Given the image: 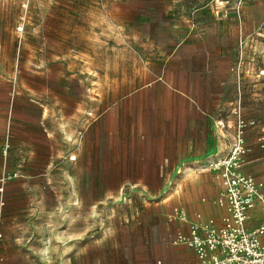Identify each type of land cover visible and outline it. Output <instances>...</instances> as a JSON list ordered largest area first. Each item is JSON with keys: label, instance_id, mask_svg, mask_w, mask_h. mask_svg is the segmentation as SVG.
<instances>
[{"label": "rangeland", "instance_id": "1", "mask_svg": "<svg viewBox=\"0 0 264 264\" xmlns=\"http://www.w3.org/2000/svg\"><path fill=\"white\" fill-rule=\"evenodd\" d=\"M180 90L222 98L226 156L237 115L255 122L244 143L260 149L264 0H0V114H10L0 143V264H194V250L176 243V209L198 184L97 181L118 163L155 162L159 114L178 107ZM41 114H53L50 140ZM96 114L93 146L82 131ZM134 148L147 160L131 159ZM183 225L190 236L192 224Z\"/></svg>", "mask_w": 264, "mask_h": 264}, {"label": "crops", "instance_id": "2", "mask_svg": "<svg viewBox=\"0 0 264 264\" xmlns=\"http://www.w3.org/2000/svg\"><path fill=\"white\" fill-rule=\"evenodd\" d=\"M176 92L178 93V95L175 96L178 107L173 111H167L166 114H159L160 121L158 126L160 132L157 134V140L160 144V152L153 157L155 162L128 161L118 163L115 165V171L106 174L111 178L99 179L97 181L148 183L154 181L169 182L171 180L182 182L191 179L190 183L198 184V187L192 188L191 185V189L187 191L188 195H186V203L185 207H183L189 219H187V221H182V223L191 225L195 223H205L209 219H213L217 225H220L221 217L225 214V210L216 204V199L222 192V185L217 174L210 169V165L216 160L224 158L228 152V140L225 134L218 130L219 122L226 118L225 115L223 117V114H221L223 110V101L219 96H215L212 102L209 100L203 102L195 96H189L184 90ZM8 115L10 116V114H0V143H3L6 137L5 119ZM74 115L76 118L81 117V114H63L65 117H74ZM48 116L51 119L53 118V114H41V122L39 125L44 127L40 128L44 137L50 140L48 133L49 129L45 127H53V122L51 119L48 121L46 120ZM101 116L102 114H96V118L82 131V137L84 135L87 137L88 145L90 136L92 137L91 142L93 146L99 143L101 127L98 124V120ZM33 125L34 129H37V123ZM131 139L137 141L140 145L144 138L139 137V133L136 129H132ZM23 144L25 145V142H23ZM90 149H92V147L89 149L87 147V151ZM15 150H23V146H18ZM92 151L95 150L93 149ZM139 151L140 154L136 156L135 148L132 151L130 150V158H145L147 160L148 156L145 157L142 154L143 150ZM96 152H98V150H96ZM261 154L260 149H250V152L247 154L249 163L243 168V171L249 169L250 175L258 180L264 181V175L258 177L262 170L264 172V168L258 161ZM13 155L15 156V153H13ZM97 157L101 158V155H94V158ZM108 157H120V155L114 156L110 154ZM255 164L259 165L262 169H259ZM102 175L105 174L103 173ZM180 188L181 186H178V189ZM203 198H207L209 201L206 203ZM197 214L200 216V219H196ZM261 220V208L256 206L255 209L249 212L246 225L248 228L252 229L257 227L261 223ZM183 224L179 230L184 233V228L186 226ZM101 240L102 239H96L91 243L79 247L81 248L80 252L70 257L69 263L78 257L84 249Z\"/></svg>", "mask_w": 264, "mask_h": 264}, {"label": "built area", "instance_id": "3", "mask_svg": "<svg viewBox=\"0 0 264 264\" xmlns=\"http://www.w3.org/2000/svg\"><path fill=\"white\" fill-rule=\"evenodd\" d=\"M253 125L254 121L246 122L237 115L234 142L228 156L210 166L222 185V192L216 199V204L225 210L221 224L209 219L191 225L190 236L177 233L176 243L194 250L197 257L194 264H264V181L243 171L249 163L247 154L250 152L244 143V132L247 126ZM228 128L226 123L224 129ZM258 144L262 153L258 161L264 168V130ZM256 206L261 208L262 220L250 229L246 222L249 212ZM176 213L185 215V210L179 207ZM196 219H200L198 214Z\"/></svg>", "mask_w": 264, "mask_h": 264}, {"label": "bare ground", "instance_id": "4", "mask_svg": "<svg viewBox=\"0 0 264 264\" xmlns=\"http://www.w3.org/2000/svg\"><path fill=\"white\" fill-rule=\"evenodd\" d=\"M72 159H74V158H72ZM220 160H222V159H218V160H216V161L213 162L210 166L214 165L217 161H220ZM179 217L182 218V220H186L185 215H181V216H179ZM192 225H194V224H192Z\"/></svg>", "mask_w": 264, "mask_h": 264}]
</instances>
